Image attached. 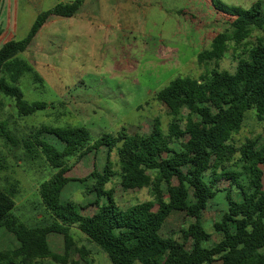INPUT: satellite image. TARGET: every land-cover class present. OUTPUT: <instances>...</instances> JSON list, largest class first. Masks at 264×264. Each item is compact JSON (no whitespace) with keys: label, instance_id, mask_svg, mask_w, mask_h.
<instances>
[{"label":"trees","instance_id":"trees-1","mask_svg":"<svg viewBox=\"0 0 264 264\" xmlns=\"http://www.w3.org/2000/svg\"><path fill=\"white\" fill-rule=\"evenodd\" d=\"M83 1L62 3L41 12L25 39L8 41L0 48V96L13 100L20 116L44 111L47 104L25 99L18 83L32 72V67L18 54L28 49L51 19L76 16ZM212 1L222 5L218 0ZM253 31L262 36L244 51V57L237 58L234 73L213 70L198 79L180 77L158 93V100L166 105L173 120L167 133L156 121L147 136L116 138L105 133L93 140L84 126L42 128L31 134L24 147L29 153L39 151L56 170L39 190L52 221L37 227L19 223L12 215L14 200L0 189V228L12 234L18 244L0 251V264H30L43 259L56 264H83L82 257L70 260V229L75 226L106 253L112 264H264V140L248 139L240 146L232 143L248 113L255 114L264 133L262 3L242 9L231 21L230 30L217 34L210 47L199 54V62L218 64L231 45L241 46ZM184 110L195 117L182 122L180 114ZM0 129L8 141H13L4 123H0ZM44 134L53 135L62 148L44 140ZM114 149L123 189L148 187L152 201L126 210L118 207L112 192L105 189L115 175L109 168ZM101 151L105 152V164L101 169L95 164L88 178L92 183L86 186L95 196L96 211L84 215L85 207L62 201L64 190L72 181L66 176L69 168L64 160L78 153L96 157ZM2 167L0 155V170ZM221 192L226 193L229 206L222 219L213 224L214 232L222 239L210 246L212 234L206 230L202 215ZM174 212L185 213L192 222L179 230V238H164L162 229ZM52 233L64 237L63 256L51 250L48 236Z\"/></svg>","mask_w":264,"mask_h":264},{"label":"rangeland","instance_id":"rangeland-1","mask_svg":"<svg viewBox=\"0 0 264 264\" xmlns=\"http://www.w3.org/2000/svg\"><path fill=\"white\" fill-rule=\"evenodd\" d=\"M89 2L73 22L63 21L62 24L43 27L39 37L17 56L32 67V72L25 74L18 83L25 99L46 103L47 108L23 117L13 100L0 96V123L6 125L7 134L13 139L8 141L0 129L3 162L0 189L15 202L12 215L28 227L52 221L39 190L41 184L56 173L39 151L29 153L24 147V141L31 134L42 128L84 126L93 140L105 133L116 138L124 135L147 136L152 133L156 121L167 133L173 120L166 105L158 100V93L180 77L198 79L213 70L234 73L237 58L244 57V51L262 36L261 32L253 31L241 46L231 45L218 64H203L199 62V54L210 47L213 38L229 31L231 21L242 9L261 2L264 11V0H218L222 5H214L212 0ZM91 17L98 22L89 25L91 33L75 28L82 24L81 20L88 21ZM34 21L31 10L22 5L18 14L17 41L27 37ZM97 24L112 25V28L100 29ZM6 42H0V48ZM191 117L188 110L180 114L182 122ZM42 138L62 148L53 135L44 134ZM258 138L264 140L263 124L255 114L248 113L232 143L240 146L248 139ZM186 139L183 138V141ZM95 164L100 169L104 166V151L96 157L94 154L81 156L78 153L64 160V165L69 168L66 176L72 181L64 190L62 201L85 207L82 211L84 215H93L96 211L95 196L86 190V186L92 183L88 178ZM109 168L115 175L105 189L112 192L119 208L126 210L153 200L148 187L130 191L123 189L116 149L111 153ZM262 170L264 172V165ZM235 198L239 199L238 196ZM190 201H193L192 193ZM228 206L226 193L221 192L202 215L206 230L212 234L210 246L222 239L214 232L213 224L222 219ZM191 222L185 213L174 212L162 229V237L179 238V230ZM70 238L71 261L82 257L83 264H112L106 253L90 242L76 226L71 227ZM48 242L55 254L64 255L63 235L52 233ZM17 245L13 235L4 227L0 228V251ZM190 247L188 244L187 249ZM82 249L83 255L80 254ZM30 264L56 263L43 259Z\"/></svg>","mask_w":264,"mask_h":264},{"label":"crops","instance_id":"crops-1","mask_svg":"<svg viewBox=\"0 0 264 264\" xmlns=\"http://www.w3.org/2000/svg\"><path fill=\"white\" fill-rule=\"evenodd\" d=\"M74 1L76 0H1V4H0V32H1L0 42L2 43L6 41H17L15 39V36H16V33L18 32V14H19V9L21 8L22 5L24 6L25 4L26 7H28L31 10V12L33 13V17L36 20L37 16L41 12H44L45 10L48 11V10L53 9L55 6L59 4L72 3ZM89 1L90 0L84 1V4L79 10V13L82 12V8L84 6L90 4ZM46 6H49L48 7L49 9H42ZM79 13L74 18H69V19L53 18L49 22H47L44 27H46V25L48 24H53V25L59 24V23L62 24L61 22L63 21L73 22L74 19L80 15ZM94 21L95 20L92 17L88 21L81 20L82 24H80L79 27L77 26L75 28H78L80 31H83V32L87 31V34L91 33L89 31L92 30V27L89 25H91V23H93ZM71 25L73 24L71 23ZM96 26L99 27L100 29L112 28V25L103 26V24H97ZM39 35H40V32L35 38V40L39 37ZM105 264H109V263L107 262ZM135 264H140V263L136 262Z\"/></svg>","mask_w":264,"mask_h":264}]
</instances>
